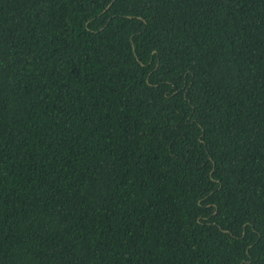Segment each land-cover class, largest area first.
I'll return each instance as SVG.
<instances>
[{"label":"trees","instance_id":"trees-1","mask_svg":"<svg viewBox=\"0 0 264 264\" xmlns=\"http://www.w3.org/2000/svg\"><path fill=\"white\" fill-rule=\"evenodd\" d=\"M0 264H264V0H0Z\"/></svg>","mask_w":264,"mask_h":264}]
</instances>
